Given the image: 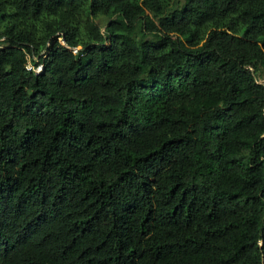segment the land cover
<instances>
[{"label":"trees","instance_id":"obj_1","mask_svg":"<svg viewBox=\"0 0 264 264\" xmlns=\"http://www.w3.org/2000/svg\"><path fill=\"white\" fill-rule=\"evenodd\" d=\"M0 264H264V0H0Z\"/></svg>","mask_w":264,"mask_h":264},{"label":"rangeland","instance_id":"obj_2","mask_svg":"<svg viewBox=\"0 0 264 264\" xmlns=\"http://www.w3.org/2000/svg\"><path fill=\"white\" fill-rule=\"evenodd\" d=\"M102 23H104V20H101ZM60 42L62 43L61 39ZM36 59V58H35ZM29 65V64H28ZM36 71H38V68H36Z\"/></svg>","mask_w":264,"mask_h":264},{"label":"water","instance_id":"obj_3","mask_svg":"<svg viewBox=\"0 0 264 264\" xmlns=\"http://www.w3.org/2000/svg\"><path fill=\"white\" fill-rule=\"evenodd\" d=\"M61 41H62V42H64L62 38H61ZM76 49H79V47H78V48H76Z\"/></svg>","mask_w":264,"mask_h":264},{"label":"clouds","instance_id":"obj_4","mask_svg":"<svg viewBox=\"0 0 264 264\" xmlns=\"http://www.w3.org/2000/svg\"><path fill=\"white\" fill-rule=\"evenodd\" d=\"M40 69V67H38V70Z\"/></svg>","mask_w":264,"mask_h":264}]
</instances>
